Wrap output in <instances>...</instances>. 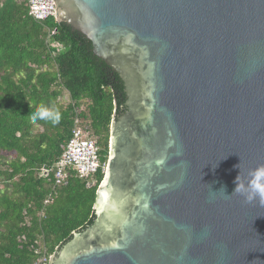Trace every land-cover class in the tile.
<instances>
[{
    "label": "water",
    "instance_id": "95a60500",
    "mask_svg": "<svg viewBox=\"0 0 264 264\" xmlns=\"http://www.w3.org/2000/svg\"><path fill=\"white\" fill-rule=\"evenodd\" d=\"M54 3L119 75L125 110L93 221L47 264H264V197L233 193L238 175L264 187V0Z\"/></svg>",
    "mask_w": 264,
    "mask_h": 264
},
{
    "label": "trees",
    "instance_id": "16d2710c",
    "mask_svg": "<svg viewBox=\"0 0 264 264\" xmlns=\"http://www.w3.org/2000/svg\"><path fill=\"white\" fill-rule=\"evenodd\" d=\"M124 99L119 75L84 34L54 17L35 21L25 0H0V264L49 256L93 221L104 169L93 184L69 171L53 187L52 167L75 118L105 164L110 121ZM40 105L58 109L60 123H32Z\"/></svg>",
    "mask_w": 264,
    "mask_h": 264
},
{
    "label": "built area",
    "instance_id": "2783aa9c",
    "mask_svg": "<svg viewBox=\"0 0 264 264\" xmlns=\"http://www.w3.org/2000/svg\"><path fill=\"white\" fill-rule=\"evenodd\" d=\"M25 1L28 14L35 21L43 22L49 17H54V0ZM54 30V28L48 29V35L53 34ZM50 45L55 46V43L50 42ZM79 121V118H75L71 135L52 167L53 187L60 185L69 171H74L79 178H90V184H93L96 181L94 175L99 169H105V164L100 160L99 145L93 137L85 132ZM49 257L50 255L43 254L30 264H47Z\"/></svg>",
    "mask_w": 264,
    "mask_h": 264
},
{
    "label": "clouds",
    "instance_id": "9594fccd",
    "mask_svg": "<svg viewBox=\"0 0 264 264\" xmlns=\"http://www.w3.org/2000/svg\"><path fill=\"white\" fill-rule=\"evenodd\" d=\"M28 116H29L30 121L32 123H36L38 120H43L46 122L50 121L53 125L59 124L61 119H62V114L58 109H56L53 106H46V105L38 106L36 108L35 112H30V114ZM254 175L257 177V179H259L260 177H264V169L257 170L254 173ZM238 176H237L236 181H235L236 187H235L233 193L235 192V193H239L241 195H244L245 200L248 203L252 202V200L254 199V196L256 194H259L262 197H264V187H261V185L259 183L253 182L248 188H245V186L243 184L239 183ZM221 189L223 190V195L225 197H229V195L226 194L225 190L223 188H221ZM213 193H216V192H213Z\"/></svg>",
    "mask_w": 264,
    "mask_h": 264
},
{
    "label": "flooded vegetation",
    "instance_id": "af4514ba",
    "mask_svg": "<svg viewBox=\"0 0 264 264\" xmlns=\"http://www.w3.org/2000/svg\"><path fill=\"white\" fill-rule=\"evenodd\" d=\"M122 81V80H121ZM123 84V83H122ZM124 91V90H123ZM125 95V93H124ZM125 100V99H124ZM123 105H124V101H123ZM124 110H125V105H124ZM123 112V111H122ZM121 112V113H122ZM116 114V113H115ZM120 114V113H119ZM109 137H110V125H109V130H108V143H107V148H109ZM107 156H108V150H107ZM55 253V252H54Z\"/></svg>",
    "mask_w": 264,
    "mask_h": 264
}]
</instances>
